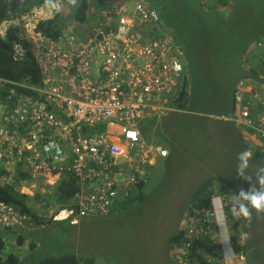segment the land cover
I'll return each mask as SVG.
<instances>
[{
	"label": "built area",
	"instance_id": "obj_1",
	"mask_svg": "<svg viewBox=\"0 0 264 264\" xmlns=\"http://www.w3.org/2000/svg\"><path fill=\"white\" fill-rule=\"evenodd\" d=\"M192 1L222 7L219 0ZM63 3L36 4L0 21L4 38L18 28L11 41L15 60L31 52L40 71L38 84L0 76V186L32 198L40 192L36 205L45 207L46 217L76 225L86 216L114 213L147 183L167 149L145 129L175 110L187 62L151 0H98L83 23L46 34L40 23ZM233 4L228 0L226 8ZM255 74L235 84L234 112L216 117L235 123L248 155L258 152L264 162V59ZM67 176L79 187L61 207L48 195ZM233 196L215 187L211 208L198 202L187 210L183 238L172 246L174 264H246L215 222L222 206L232 218ZM28 218L0 201V233L24 227Z\"/></svg>",
	"mask_w": 264,
	"mask_h": 264
},
{
	"label": "rangeland",
	"instance_id": "obj_2",
	"mask_svg": "<svg viewBox=\"0 0 264 264\" xmlns=\"http://www.w3.org/2000/svg\"><path fill=\"white\" fill-rule=\"evenodd\" d=\"M61 1H75V5L79 2ZM235 1L232 13H226L222 21L215 19L210 27L215 31L214 38H210L215 49L210 52L194 41L186 46L185 55L183 49L185 62L190 60L192 68L185 74L199 79L194 101L202 111L170 110L151 128V123L147 126L151 139L163 144L167 153L150 169L145 198L110 215L84 217L74 226L25 224L36 237L38 247L56 253L94 255V264H173L167 258L168 238L183 227L181 220L177 224L173 221L180 212H187L192 192L217 173L243 176L239 175L240 156L246 145L249 151L235 123L205 114L213 100L224 97L226 101L237 81L248 70L255 69L264 54V0ZM83 29L85 25L76 27L77 32ZM246 45L248 49L243 54ZM210 108L218 110L217 102ZM30 204L38 213H46L45 207L36 205V200ZM9 244L20 254H27L13 240Z\"/></svg>",
	"mask_w": 264,
	"mask_h": 264
},
{
	"label": "trees",
	"instance_id": "obj_3",
	"mask_svg": "<svg viewBox=\"0 0 264 264\" xmlns=\"http://www.w3.org/2000/svg\"><path fill=\"white\" fill-rule=\"evenodd\" d=\"M222 9L226 8L228 0H219ZM46 2V1H44ZM39 0H0V21L11 16L16 12H22L33 5L44 3ZM75 2V1H74ZM64 2L59 11H55L54 17L43 20L39 28L48 35L57 36L62 32L69 30L77 24L83 23L89 16L93 2L98 0H79L78 4ZM152 4L161 13L165 25L176 36L177 42L185 49L194 41L198 45L205 46L210 52L215 49L213 41L215 31H211L213 22L222 21L226 13L231 14V10L220 11L221 9L200 5L192 0H151ZM71 18L69 22L67 19ZM18 28L12 27L7 38L0 35V76L8 77L15 80H24L32 84H38L40 81V71L31 52H28L23 60H15L13 50L11 48V41L15 37ZM187 43V44H186ZM206 44V45H205ZM191 46V45H190ZM247 45L242 49V53H246ZM187 53V51H186ZM264 53V52H263ZM264 59L259 58L258 61ZM191 62L187 61V71L192 70ZM243 78H257L255 69L252 68L244 74ZM264 80L263 78H259ZM199 79L192 78L185 74L182 86L172 102V107L177 111H188L189 113L201 112L194 101V91L197 88ZM202 83V81H201ZM207 87V85H203ZM235 86V85H234ZM233 88L228 93L225 101L224 97L217 98L206 107L205 114H213L215 117L222 114H232L234 112ZM229 96V98H228ZM218 105V110L210 107L215 104ZM217 118V117H216ZM220 118H217L219 120ZM219 121H223L222 119ZM156 124V121L151 122L150 128ZM145 129L146 136L149 137L148 131ZM240 136V134H239ZM241 138V136H240ZM242 140V138H241ZM247 145L244 147V152H247ZM264 175V162L258 152H254L251 156H247V166L245 173L241 177H233L223 173H217L210 176L204 183L195 189L190 198L186 211L195 206L198 202L207 208L212 207V196L217 187L219 193H228L239 196L240 191L243 190L249 195L253 192L264 191L258 182L257 176ZM146 182L141 183L139 191L133 198H129L121 205L126 208L136 200H143L146 196L145 187ZM79 187L78 181L74 177L67 176L59 182L54 189V193L48 195V199L61 205L67 206L73 195ZM41 193L38 192L35 198L29 195L21 194L10 188L0 186V201H5L9 204L19 208L22 213L28 215L26 224L32 225L35 223L44 226L50 223L69 224V218L53 219L47 218L44 214L38 213L30 205L34 199H40ZM241 204L249 205V201L240 197L239 200L232 203L227 208L229 215L233 218V207L239 208ZM251 219L248 218H233L235 220L234 228L231 232V241L235 251H241L246 255V264H264V210L257 211L254 207L249 205ZM98 217V216H86ZM83 220V219H82ZM81 220V221H82ZM80 221V222H81ZM78 225V224H76ZM74 226V225H72ZM185 230L178 228L169 238L167 253L170 261L173 262L172 246L175 242H181ZM247 234L244 236V234ZM30 240L26 246L27 240ZM16 242L19 247H24L27 254H20L18 251L10 248V242ZM95 256L89 254H78L74 251L56 253L46 250V247H38L36 237L27 227L19 229H5L0 233V264H94ZM174 264V262H173Z\"/></svg>",
	"mask_w": 264,
	"mask_h": 264
},
{
	"label": "clouds",
	"instance_id": "obj_4",
	"mask_svg": "<svg viewBox=\"0 0 264 264\" xmlns=\"http://www.w3.org/2000/svg\"><path fill=\"white\" fill-rule=\"evenodd\" d=\"M55 8L56 6L53 5ZM59 11V9H57ZM51 15V13H49ZM247 156L248 153L244 152L240 156L241 163L239 165V175H244L243 169L247 166ZM258 182L261 185V188H264V175H259L257 176ZM240 197H243L245 200L249 201V205L254 207L257 211H262L264 210V191L260 192H253V194L249 195L245 191L241 190L239 196L236 194L232 197L231 201H237L239 200ZM249 205L241 204L239 207V210L237 211L235 207L232 209L233 213V218H248L251 219V213L249 211ZM227 216H226V211L225 208L219 207L215 210V222L217 225L220 226L221 231L225 232V235L223 237V241L228 244L230 241L231 236L227 234ZM247 234L245 233L244 236ZM230 247L226 249V251H230Z\"/></svg>",
	"mask_w": 264,
	"mask_h": 264
},
{
	"label": "crops",
	"instance_id": "obj_5",
	"mask_svg": "<svg viewBox=\"0 0 264 264\" xmlns=\"http://www.w3.org/2000/svg\"><path fill=\"white\" fill-rule=\"evenodd\" d=\"M46 2H49V1H46ZM71 2L73 3V1H71ZM235 3H236V1L234 0V5H235ZM231 9H232V7L230 9H227V8L222 9V7H221V10L220 11L231 10ZM259 62L260 61H257L256 64H259ZM228 224H229V235L231 236V232H232L233 227L235 225V220L233 218L228 219ZM226 247H227V245H226Z\"/></svg>",
	"mask_w": 264,
	"mask_h": 264
},
{
	"label": "flooded vegetation",
	"instance_id": "obj_6",
	"mask_svg": "<svg viewBox=\"0 0 264 264\" xmlns=\"http://www.w3.org/2000/svg\"><path fill=\"white\" fill-rule=\"evenodd\" d=\"M182 206H183V205H182ZM182 208H183V207H181L180 211L182 210ZM180 213H181V212H180ZM180 213H179V214L177 215V217L175 218L176 221H175V220L173 221V224H174V223L177 224V222H180V220H181V222H183V219H184V216H185V215H184V214L181 215ZM178 220H179V221H178ZM180 228H182V227H180ZM169 238H170V237H169ZM169 238H168V242H169ZM168 244H169V243H168ZM168 244H167V245H168Z\"/></svg>",
	"mask_w": 264,
	"mask_h": 264
}]
</instances>
